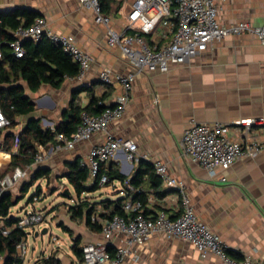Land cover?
I'll use <instances>...</instances> for the list:
<instances>
[{
    "label": "crops",
    "instance_id": "crops-1",
    "mask_svg": "<svg viewBox=\"0 0 264 264\" xmlns=\"http://www.w3.org/2000/svg\"><path fill=\"white\" fill-rule=\"evenodd\" d=\"M119 6V3L111 1L107 11L112 17V26L117 29L125 22ZM216 6L221 24L239 21L253 25L264 23V0H216ZM14 8L31 9L44 16L53 32L73 36L76 44L91 56L89 68L81 80L65 77L58 88L42 83L35 92L27 89L22 82L26 96L34 103L31 118L39 119L42 128L55 127L65 119L74 91V103L81 110L92 97L101 98L99 104L104 107L116 103L122 87L102 83L99 74L104 68L120 74H127L132 68L121 56L118 47L107 45L105 27L94 22L90 9L84 8L79 0H0L1 12ZM82 86L89 90L81 89ZM28 117L20 116L19 119L25 125ZM244 117L263 120V125L253 136L264 142V46L256 35L249 33L226 36L197 53L189 62L171 65L166 72L137 74L123 114L111 122L106 131L96 132L70 149L56 148L55 139L43 146L48 155L40 165L50 170L48 180L39 179L45 182L44 187L55 185L58 181L68 183L64 176L67 164L79 159L80 164L83 162L86 166L88 150L104 142L108 135L132 139L136 143L139 160L129 162L120 150L106 164L105 171L110 169L112 174L119 173L124 179L113 178L104 186L82 193L79 197L76 194L63 195L71 202L76 200L42 210L49 211L48 218H53L63 208L83 203L85 207H92L91 212L96 211L97 221H90L100 228L102 221L116 214V201L120 199L121 203L128 197L125 181L140 166H145L141 163L160 161L167 164L169 174L184 183L196 216L221 238L227 251L239 256L249 254L263 264L264 147L256 157L236 161L226 171L225 180H221L219 174L209 176L202 166L180 153L182 134L191 121L229 124ZM5 133L6 129L1 133V143ZM143 155L148 159H143ZM10 160L0 162V169ZM19 184L17 182L16 194L19 193ZM139 188L144 191L154 189L153 201L144 203L145 215L152 216L162 209L171 216L178 212L179 200L161 185L152 187L146 174ZM41 189H38L40 194ZM168 195L172 199L165 200ZM32 205L35 207L38 204ZM13 207L10 209L12 215ZM27 207L19 205L17 210L22 212ZM35 208L41 209L38 206ZM65 219L69 220L65 222ZM63 220L65 223L59 226L68 230L72 243L77 238L79 246L88 241L105 240L100 229L94 231L89 228L84 216L72 217L69 211ZM56 222L60 223L59 220ZM123 239L122 235L112 238L109 241L110 250L123 246ZM136 252L137 260L128 256L122 264H224L213 254L202 256L189 242L166 238L159 233L151 234L136 246ZM48 256L57 260L58 264H83L73 251L72 256L61 252L59 244L53 246L47 256L38 257L36 264H44L42 260Z\"/></svg>",
    "mask_w": 264,
    "mask_h": 264
},
{
    "label": "built area",
    "instance_id": "built-area-1",
    "mask_svg": "<svg viewBox=\"0 0 264 264\" xmlns=\"http://www.w3.org/2000/svg\"><path fill=\"white\" fill-rule=\"evenodd\" d=\"M112 1L119 3V8L123 12L125 22L119 29L112 26V17L109 12L104 11L100 0H79V3L92 11L95 23L105 27L107 45L119 48L121 56L127 60L132 71L120 74L104 68L100 72L99 80L102 83L118 84L122 87V93L117 96L113 106H106L97 114L81 111L80 122L71 135L56 132L54 126H49L48 128L54 133L58 149L62 147L70 149L75 143L89 139L92 134L106 131L111 122L119 119L124 112L131 84L137 74L166 72L171 65L189 62L197 53L226 36L254 34L264 46V23L253 25L247 21H239L227 25L221 24L217 17L216 0ZM12 35L14 38L7 41V46L15 57L23 56L24 39L36 42L45 37L59 45L62 51L77 64L78 70L75 76L77 79L81 80L89 68L90 54L76 44L73 36L53 32L44 16H36L27 25H18L12 30ZM9 124V118L0 107V136ZM261 125L263 120L257 117L239 118L229 124L191 121L182 134L180 153L202 166L209 176L219 174L221 180H225L226 171L236 161L254 158L263 149L264 142L253 136L254 133H258ZM23 128L24 123L18 117L13 129L10 150H3L0 141V162L11 158L12 154L19 151ZM136 149V143L132 139L110 135L104 142L93 145L86 155L88 168L86 184L97 186L107 184L109 177L105 173L106 164L114 159L120 150L124 152L129 162L139 160ZM47 155V150L37 145V152L30 164L22 168L16 167L15 174L6 173L0 179V194L17 182L28 178L32 169L40 165ZM142 158L148 159L146 155ZM152 164L155 174L160 179V185L172 192V197L179 200L178 212L171 216L162 209L152 216L145 215L144 203L153 201L154 189L144 191L131 185L129 179L126 180L128 197L120 203L122 214H113L100 223V232L104 241H88L81 244L83 264H122L128 256L137 260L136 246L155 233L162 234L166 238L189 242L202 256L213 254L224 264H262L249 254L239 258L230 255L221 238L196 216L184 183L168 173L167 164L160 161H154ZM81 165L85 163L82 162ZM138 192L143 193L142 199L133 197ZM169 195L164 199H172ZM36 199V196L32 195L31 201L34 202ZM28 206L20 217H16V221L11 226H4L3 222H0V231L3 235H8L14 228H20L27 233L48 226L43 211L35 208L34 205ZM97 217L96 211H92L90 220L97 221ZM118 235L124 237L123 246L110 250L109 241ZM15 250L20 257H24L25 238L16 244ZM2 262L3 255L0 253V264Z\"/></svg>",
    "mask_w": 264,
    "mask_h": 264
},
{
    "label": "trees",
    "instance_id": "trees-1",
    "mask_svg": "<svg viewBox=\"0 0 264 264\" xmlns=\"http://www.w3.org/2000/svg\"><path fill=\"white\" fill-rule=\"evenodd\" d=\"M105 12L110 8L112 0H100ZM39 14L27 8H14L6 12H0V107L5 115L9 118L10 124L6 127L1 148L10 150L13 139V129L20 116H29L25 122L23 132L20 136L19 151L12 154L10 167L26 166L33 161V157L37 152V145L45 146L49 142L54 141V133L49 128H42L39 119L31 118L34 111V103L29 100L25 94L24 82L32 92L39 89L42 83L58 88L65 77H75L77 74V64L73 62L68 54L62 51L59 45L42 37L39 41L24 39L22 46L24 53L22 57H15L7 46V41L13 39L12 30L20 24L27 25ZM81 89H87L82 86ZM75 91L72 94V100L69 105V111L66 113L65 119L55 125L56 132H62L71 135L80 122V113L83 110L91 114H96L103 105L99 104L101 98L92 97L89 104L81 110L74 103ZM96 111V112H94ZM135 174L129 178V182L135 188H139L144 174L148 176L151 186L157 188L160 185V179L155 174L153 165L150 163H141ZM49 168L38 165L30 173L29 177L20 181L19 197L14 200L10 190H5L0 194V221L4 226H11L16 217L10 213V209L21 200L29 188L41 178H49ZM109 177V181L113 178L124 179L119 173L112 174L108 169L105 171ZM72 187L75 194L79 197L87 191H94L99 186L96 184L87 185L88 168L81 165L79 159H75L67 164V173L64 175ZM1 179V178H0ZM48 184V182H47ZM39 185L37 189H39ZM135 198H143V193H135ZM31 200V199H30ZM92 207H85L83 203L71 208L72 217H85L89 228L97 231L99 226L90 221ZM116 214H122L120 209V199L116 201L114 207ZM62 225V224H61ZM63 226V225H62ZM26 232L20 228L12 229L8 235H3L0 231V253L3 255L1 264H21L22 258L15 250L16 244L26 237ZM79 238L71 245L73 253L82 261L81 247L79 246ZM230 255L239 258L237 254ZM44 264H58L59 262L53 257L48 256L43 260ZM36 264V263H34Z\"/></svg>",
    "mask_w": 264,
    "mask_h": 264
},
{
    "label": "rangeland",
    "instance_id": "rangeland-1",
    "mask_svg": "<svg viewBox=\"0 0 264 264\" xmlns=\"http://www.w3.org/2000/svg\"><path fill=\"white\" fill-rule=\"evenodd\" d=\"M24 116H22L23 118ZM21 121V120H20ZM17 172V169L15 166L10 167V162L7 165H4L0 169V176L1 178L6 174H15ZM59 183H56L55 185L51 184L49 186H45V182L37 180L35 184H33L26 195L19 200V202L14 205L13 207V215L15 217H20L21 213L18 211V206L20 207H27V205H32L33 203H36L38 207L41 208V211L44 210V207L46 208L47 206L52 208H55L58 204H61L62 202H66L70 204L71 201L68 200V197L63 196V192H67L69 195H74L75 192L73 191L72 187L64 181L63 183L58 181ZM17 183L10 188V191L14 197V200H17L19 197V193L16 194V190L18 186H16ZM39 185L42 194H40L39 190L37 189V186ZM43 186V187H42ZM15 192V193H14ZM37 193V194H36ZM36 194V200L34 202H31L30 199H32V195ZM79 199V198H78ZM72 201L71 203L75 202ZM35 206V207H36ZM77 206L75 203L73 205H69L67 208H63L61 212H57L53 216V218H48V212L49 211H43L44 217L46 218L48 222V228L47 232L45 234H41L40 231L42 228H39L38 232L39 234L37 236L34 235V231L26 234L25 237V245H26V252L24 257L22 258V264H34L37 262V258L40 257L41 255L47 256L48 253L51 251L53 246H57L59 244V248L61 252L67 253L68 255L72 256V250H71V245H72V240L69 235L68 230H65L63 227L59 226L61 224H64L68 220L65 219V222L63 218L66 217V214L71 210L72 207ZM18 209V210H17ZM43 209V210H42ZM60 223H57L58 221ZM52 237H55V239H52ZM58 248V247H57Z\"/></svg>",
    "mask_w": 264,
    "mask_h": 264
},
{
    "label": "water",
    "instance_id": "water-1",
    "mask_svg": "<svg viewBox=\"0 0 264 264\" xmlns=\"http://www.w3.org/2000/svg\"><path fill=\"white\" fill-rule=\"evenodd\" d=\"M1 12V11H0ZM63 195H69V194H67V192L65 191V192H63ZM47 232V227H43L42 229H41V231H40V233L41 234H45ZM28 233H30V232H28ZM39 234V232L38 231H35L34 232V235L35 236H37ZM263 264H264V261H263Z\"/></svg>",
    "mask_w": 264,
    "mask_h": 264
},
{
    "label": "bare ground",
    "instance_id": "bare-ground-1",
    "mask_svg": "<svg viewBox=\"0 0 264 264\" xmlns=\"http://www.w3.org/2000/svg\"><path fill=\"white\" fill-rule=\"evenodd\" d=\"M1 158V157H0Z\"/></svg>",
    "mask_w": 264,
    "mask_h": 264
}]
</instances>
